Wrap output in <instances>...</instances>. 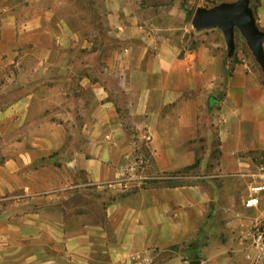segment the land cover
Instances as JSON below:
<instances>
[{
	"label": "crops",
	"instance_id": "crops-1",
	"mask_svg": "<svg viewBox=\"0 0 264 264\" xmlns=\"http://www.w3.org/2000/svg\"><path fill=\"white\" fill-rule=\"evenodd\" d=\"M236 1L100 2L113 38L99 51L103 78L90 68L78 82L90 95L70 98L55 77L74 69L52 62L65 57V31L46 30L44 14L20 20L16 1L0 0V74L13 65L10 82L25 89L0 108V264H251L264 225V70L239 31L230 54L219 28L186 29L191 41L179 44L173 26L184 7ZM248 1L264 33V0ZM67 102L84 144L57 160ZM138 155L150 179L109 187ZM77 189L101 194L102 220L68 210Z\"/></svg>",
	"mask_w": 264,
	"mask_h": 264
},
{
	"label": "rangeland",
	"instance_id": "rangeland-1",
	"mask_svg": "<svg viewBox=\"0 0 264 264\" xmlns=\"http://www.w3.org/2000/svg\"><path fill=\"white\" fill-rule=\"evenodd\" d=\"M16 1V12L20 17V20H25L29 16L35 17L44 14V16L51 17V20L44 26V28L50 31L51 34L60 32L61 29L65 31V37L63 38V43L65 48V57L57 58L52 62H64L66 65L71 66L74 71L65 77H55L56 80L63 81L64 85L59 86V92L64 91L65 95L69 94L70 98L73 96V92L76 93L75 96L85 95L89 96L90 93L87 91H80L79 89V78L82 77L85 73L88 74L90 68L93 69L91 75L98 79L103 78L100 76V71H102V65L104 64V58L99 54V51L105 46V44H111L113 38L108 36L106 23L104 22L103 12L99 8V3L104 0H43L39 3H32L30 6L24 0H15ZM153 0H150L152 2ZM158 1V0H154ZM168 10V9H167ZM186 13L184 20L180 16V11H177L175 15V23L173 26L177 27V42L179 44L188 43L191 38L190 33L186 29H191L196 31L192 26V18L196 11V8L188 10L187 8H182ZM150 11V12H149ZM155 10H148V16L152 15ZM172 11V10H171ZM57 18L63 19V23H58ZM174 18L172 21H174ZM165 25V24H163ZM172 26V25H171ZM61 33V32H60ZM73 37H80V41H76ZM53 39H56L53 36ZM85 41L87 43H85ZM79 46H76L78 44ZM92 44L94 49L93 53H83L76 52V47L81 45H86L88 47ZM52 47H54V40L51 41ZM51 47V48H52ZM60 56V54H59ZM40 58V55L37 56V59ZM36 57H28V60L25 58L20 62V70H24L25 67H30L29 65L35 64ZM83 65V67H82ZM13 65L11 68H7L6 72L0 74V108H5L9 105V102L16 98L19 95L24 94L25 89L15 88L13 83L10 82L13 77ZM11 71V72H10ZM77 72V73H76ZM23 74L19 77L20 80L24 79ZM80 76V77H79ZM12 83V84H11ZM60 84V83H59ZM50 90V89H47ZM56 91V90H54ZM50 90L51 92H54ZM55 93V92H54ZM71 102V100H70ZM67 102L64 106V111L66 112L63 124H65V150L63 156H58L56 159L68 160L73 150L82 148L84 144L83 138L79 135H72V108L73 105ZM60 109V107H59ZM69 113V114H67ZM76 127H80L79 121H76ZM195 173V172H194ZM201 173V171L199 172ZM77 194L69 201L66 202V207L69 211H74L76 209H81L83 211L90 210L92 215H94L98 220L103 219V202H99L98 198L101 197L96 191L90 190H76ZM95 213V214H94ZM91 215V216H92Z\"/></svg>",
	"mask_w": 264,
	"mask_h": 264
},
{
	"label": "water",
	"instance_id": "water-1",
	"mask_svg": "<svg viewBox=\"0 0 264 264\" xmlns=\"http://www.w3.org/2000/svg\"><path fill=\"white\" fill-rule=\"evenodd\" d=\"M192 26L196 31L221 29L230 54L234 52L235 33L239 31L264 70V33L257 27L248 0L222 3L213 8L199 7L192 18ZM191 264H200V261H194Z\"/></svg>",
	"mask_w": 264,
	"mask_h": 264
},
{
	"label": "built area",
	"instance_id": "built-area-1",
	"mask_svg": "<svg viewBox=\"0 0 264 264\" xmlns=\"http://www.w3.org/2000/svg\"><path fill=\"white\" fill-rule=\"evenodd\" d=\"M150 179L147 174V163L142 155L130 159L127 165L120 171L116 181L108 184L111 188L119 189L123 192L129 191L132 187H137ZM259 203L257 198H250L244 203L246 207H255ZM253 253L246 256L251 264H263L264 262V225L259 229L258 235L254 241Z\"/></svg>",
	"mask_w": 264,
	"mask_h": 264
}]
</instances>
